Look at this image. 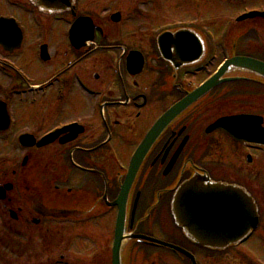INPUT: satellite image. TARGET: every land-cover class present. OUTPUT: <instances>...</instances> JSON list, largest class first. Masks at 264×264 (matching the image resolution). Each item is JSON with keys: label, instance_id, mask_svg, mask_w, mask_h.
<instances>
[{"label": "flooded vegetation", "instance_id": "1", "mask_svg": "<svg viewBox=\"0 0 264 264\" xmlns=\"http://www.w3.org/2000/svg\"><path fill=\"white\" fill-rule=\"evenodd\" d=\"M5 1L11 10L0 18L11 21L0 29L7 38L0 44V264H80L83 245L94 247V225L107 229L112 222L113 243L117 202L136 150L171 107L216 73L219 66L209 71L211 55H227L229 29L217 26L224 38L215 45L207 24L161 17L163 0H75L54 15L29 0ZM191 1L202 8L212 0ZM248 9L264 13V5ZM242 10L229 21H264L241 22ZM170 32L174 40L164 44L177 64L163 58L159 45ZM253 33L263 45L260 32ZM195 47L201 62L181 67L179 54L188 57ZM253 57L264 62L263 55ZM196 76L201 80L192 81ZM241 77L248 79L217 87L158 136L130 190L128 234L182 247L195 264H264V146L215 128L243 114L258 116L264 127V79ZM247 85L251 94L238 93ZM197 175L250 196L258 223L247 239L210 250L176 226L172 201ZM74 248L79 254L71 260ZM152 264L193 262L166 253Z\"/></svg>", "mask_w": 264, "mask_h": 264}, {"label": "water", "instance_id": "2", "mask_svg": "<svg viewBox=\"0 0 264 264\" xmlns=\"http://www.w3.org/2000/svg\"><path fill=\"white\" fill-rule=\"evenodd\" d=\"M31 2L47 13L62 12L72 4V0H31ZM6 25L3 21L0 22V26ZM166 36L160 39L161 53L166 60L177 64L176 59L173 60V56L166 50L164 44V41L172 43L174 37ZM6 39L0 37V43L4 44ZM166 45L169 47V44ZM179 55L182 58L181 66L197 64L203 57L201 49H197V47L188 57L185 54ZM237 72L257 75L264 79V63L246 57H233L227 60L215 76L187 98L173 106L157 122L147 139L137 150L125 186L122 189V194L117 202L119 215L112 250V264H122L124 243L133 239H144L190 256L181 248L156 239L125 235L129 192L147 152L164 129L184 110L210 91L223 83L236 80L224 79V77ZM261 123L260 119L240 116L223 120L215 128L225 130L237 141L264 144V130L261 128ZM172 211L177 226L183 230L187 238L212 250H224L239 243L251 233L258 221L254 203L243 190L226 185H214L208 178L204 177H195L180 188L173 201Z\"/></svg>", "mask_w": 264, "mask_h": 264}, {"label": "rangeland", "instance_id": "3", "mask_svg": "<svg viewBox=\"0 0 264 264\" xmlns=\"http://www.w3.org/2000/svg\"><path fill=\"white\" fill-rule=\"evenodd\" d=\"M10 1L14 2L15 0ZM5 3V0H0V15L11 10L9 8H4L6 5ZM220 3L212 0L211 2H207V4H205L204 7L201 8L197 3L191 0H163V9L160 12V16L163 18L168 17L169 20L174 19L182 20L188 23L200 22L202 24H207V26L210 27V29L216 36L215 45L222 44L224 38L222 34L219 33V29L217 28V26H219L221 29H224L225 27L228 28V38L225 39L228 57L232 54V44L234 39L239 40L238 52L240 54L249 55V53H253L251 55H264V21L255 20L254 22L249 21L246 23L229 21L232 17H236L241 12H243L242 9H252L258 7L259 5H264V0H255L251 1L250 3H244V0L241 2L236 1L225 4L220 1ZM254 30L255 32L257 30L260 32L259 36L262 35L260 41L262 40L263 45H258L255 42V40H258L259 38H257L256 33L254 36ZM254 37L256 38L254 39ZM223 54V52L219 51L216 56L211 55V58L213 59L211 61L212 65L209 66V71H213L225 59V55ZM196 77L197 78H195V80L192 78V81L197 82L201 80L200 78L202 76ZM248 89L249 87H239L238 93L245 94V91H247ZM229 97L232 98L234 97V95H230ZM20 154L23 156L22 152H20ZM104 225L105 223H98L94 225L90 230L94 235L93 241L95 242V244L94 247L88 244L83 245V248L86 249V251H84L82 258L80 257V264H111V246L113 232L112 222L110 223V225H108L107 229H104V227H106ZM257 242L258 241L256 240L252 244L254 254H258V252L262 251L261 249H257L259 245ZM107 246L108 251H106ZM87 250L89 251L87 252ZM90 252L92 253L93 257H90L89 255L87 256V254H89ZM128 252L130 253L129 256H127ZM128 252L127 254L125 252V264H151L159 256L164 255L163 252L160 253L157 250H153L148 247H142L139 245L130 247V250H128ZM78 254L79 250L74 248L71 252H69L70 259L72 260L73 258H77Z\"/></svg>", "mask_w": 264, "mask_h": 264}]
</instances>
